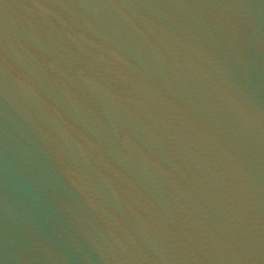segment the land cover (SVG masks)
<instances>
[{"label":"water","instance_id":"obj_1","mask_svg":"<svg viewBox=\"0 0 264 264\" xmlns=\"http://www.w3.org/2000/svg\"><path fill=\"white\" fill-rule=\"evenodd\" d=\"M62 0H0V32Z\"/></svg>","mask_w":264,"mask_h":264}]
</instances>
